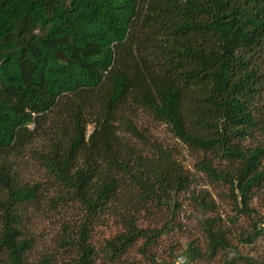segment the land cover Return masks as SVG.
<instances>
[{"label": "trees", "instance_id": "trees-1", "mask_svg": "<svg viewBox=\"0 0 264 264\" xmlns=\"http://www.w3.org/2000/svg\"><path fill=\"white\" fill-rule=\"evenodd\" d=\"M263 95L264 0H0V264H97L90 231L102 214L119 227L102 245L110 260L139 241L149 253L167 224L141 227V212H174L194 178L175 146L138 126L139 111L196 155L197 173L228 189L236 217L252 216L264 147L247 141L264 128ZM25 155L43 183L21 180ZM48 190L52 209L82 213L59 236L68 257L58 263L30 260L25 235L27 207ZM191 200L202 212L213 205L204 192ZM201 227L204 248L187 243L185 262L251 264L228 228L212 218ZM263 233L259 221L242 239Z\"/></svg>", "mask_w": 264, "mask_h": 264}, {"label": "rangeland", "instance_id": "rangeland-1", "mask_svg": "<svg viewBox=\"0 0 264 264\" xmlns=\"http://www.w3.org/2000/svg\"><path fill=\"white\" fill-rule=\"evenodd\" d=\"M136 121L138 126L146 131L151 141L158 142L163 146H175L180 151L178 158L185 169L193 175V184L188 191L177 196L176 202L180 207H175L174 212L165 207L161 210L152 208L151 217L144 211L141 212L138 221L141 227L158 229L164 223L167 224L166 232L162 233L146 256L141 255L138 251L139 241L128 249L120 259L110 260L103 253L102 245L116 233L119 228L118 222L113 215H100L94 221L90 231V242L99 252L97 264H153L148 256L156 258L154 264H224L221 255H217L212 260L201 259L187 262L180 257L189 242L196 243L197 247L204 248L206 240H204L201 221L211 218L229 229L230 234L228 237L236 252L243 258L250 259L251 264H264V233L252 243L242 239L246 238L248 234H253L254 225L258 224L259 221H264V187L255 193L250 202V206L254 210L253 215L236 217L228 197V189L222 185L210 183L203 174L197 173L194 168L196 155L173 138L165 124L154 122L146 113L140 111ZM32 128L31 125L30 129ZM91 130L92 127L88 126L87 133H90ZM247 144L251 146L259 144L264 147V128L255 133L253 139L248 140ZM23 159L24 166L19 170L21 180L25 183H43L45 175L32 157L25 155ZM262 166L264 167V159L262 160ZM199 192L206 193L207 200L213 202L211 208L206 212H202L191 200L192 193L197 195ZM53 196L52 190L42 193L40 203L34 206L30 205L25 212V235L33 240V247L28 253L30 260L46 254L54 255V260L58 263L68 257L67 249H59L57 241L63 228L70 226V228H74V223L82 218V213L73 204L67 206L56 204L55 207L57 208L52 209L54 207L50 205V198ZM233 219H235V222L232 223L231 220ZM228 256L230 258L234 255L230 253ZM234 262L236 264H248V261L243 259L234 260Z\"/></svg>", "mask_w": 264, "mask_h": 264}]
</instances>
